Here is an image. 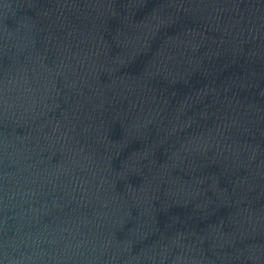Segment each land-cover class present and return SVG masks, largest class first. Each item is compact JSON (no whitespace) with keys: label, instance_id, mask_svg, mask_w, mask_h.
Returning <instances> with one entry per match:
<instances>
[{"label":"water","instance_id":"1","mask_svg":"<svg viewBox=\"0 0 264 264\" xmlns=\"http://www.w3.org/2000/svg\"><path fill=\"white\" fill-rule=\"evenodd\" d=\"M0 264H264V0H0Z\"/></svg>","mask_w":264,"mask_h":264}]
</instances>
